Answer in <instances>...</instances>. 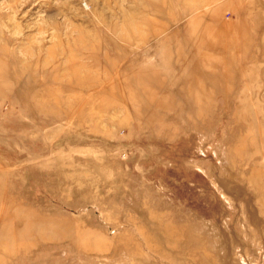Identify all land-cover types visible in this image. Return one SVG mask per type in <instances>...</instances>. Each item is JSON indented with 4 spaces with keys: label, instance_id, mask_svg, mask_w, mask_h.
Masks as SVG:
<instances>
[{
    "label": "rangeland",
    "instance_id": "rangeland-1",
    "mask_svg": "<svg viewBox=\"0 0 264 264\" xmlns=\"http://www.w3.org/2000/svg\"><path fill=\"white\" fill-rule=\"evenodd\" d=\"M0 264H264V0H0Z\"/></svg>",
    "mask_w": 264,
    "mask_h": 264
}]
</instances>
